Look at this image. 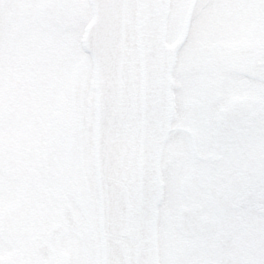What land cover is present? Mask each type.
<instances>
[{
    "label": "snow or ice",
    "instance_id": "obj_1",
    "mask_svg": "<svg viewBox=\"0 0 264 264\" xmlns=\"http://www.w3.org/2000/svg\"><path fill=\"white\" fill-rule=\"evenodd\" d=\"M0 264H264V0H0Z\"/></svg>",
    "mask_w": 264,
    "mask_h": 264
}]
</instances>
